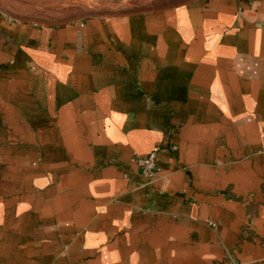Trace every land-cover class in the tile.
Here are the masks:
<instances>
[{
    "label": "crops",
    "instance_id": "0c3cea01",
    "mask_svg": "<svg viewBox=\"0 0 264 264\" xmlns=\"http://www.w3.org/2000/svg\"><path fill=\"white\" fill-rule=\"evenodd\" d=\"M159 1L0 15V264H264V0Z\"/></svg>",
    "mask_w": 264,
    "mask_h": 264
},
{
    "label": "rangeland",
    "instance_id": "374dc122",
    "mask_svg": "<svg viewBox=\"0 0 264 264\" xmlns=\"http://www.w3.org/2000/svg\"><path fill=\"white\" fill-rule=\"evenodd\" d=\"M157 1L156 6H161ZM151 3L156 0H0V11L20 22L56 26L91 17L132 14Z\"/></svg>",
    "mask_w": 264,
    "mask_h": 264
},
{
    "label": "built area",
    "instance_id": "2783aa9c",
    "mask_svg": "<svg viewBox=\"0 0 264 264\" xmlns=\"http://www.w3.org/2000/svg\"><path fill=\"white\" fill-rule=\"evenodd\" d=\"M0 15L10 21V22H14V23H21L19 20L17 19H13L9 16H7L5 13H3L2 11H0ZM158 148L154 149L153 151H151L149 153V155L145 158H138L137 160V165L141 171V174L144 178L146 179H153L156 176V172H157V154H158Z\"/></svg>",
    "mask_w": 264,
    "mask_h": 264
}]
</instances>
